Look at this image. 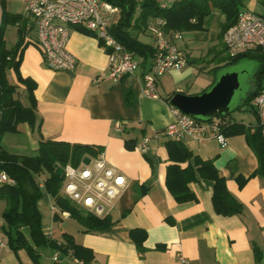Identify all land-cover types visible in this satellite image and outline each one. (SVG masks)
Returning <instances> with one entry per match:
<instances>
[{
  "label": "crops",
  "instance_id": "crops-1",
  "mask_svg": "<svg viewBox=\"0 0 264 264\" xmlns=\"http://www.w3.org/2000/svg\"><path fill=\"white\" fill-rule=\"evenodd\" d=\"M156 1L160 4L165 0ZM4 2L8 14L20 13L32 21L24 14L23 3L21 9L10 12L8 0ZM212 11L221 22L223 17L219 11ZM208 16L202 30L182 32L177 44L186 53L187 62L181 69L170 70L156 79L155 98L141 93V76L145 71L142 66L120 80L109 78L106 49L93 32L78 29L82 26L70 28L66 47L76 59L72 70L52 69L46 65L35 43L33 21V27L24 36L19 70L23 77L36 84L33 90L36 120L33 126L19 123L16 132L4 133L3 149L18 155H27V150L38 153L40 138L92 145L101 148L106 161L127 180L109 214L113 224L102 231L84 232L75 219L60 214L62 209L45 191L44 184L39 186L43 178L35 176L41 189L37 207L43 233L57 242L63 241V233L70 234L75 243L93 251L91 264H182L179 256L186 264H264V179L254 173L257 159L244 134L227 136L225 146H220L214 138L180 141L202 160H211L223 176L227 190L241 204V211L232 215L214 211L213 182L204 178L187 184L195 199L175 201L165 183L166 167L171 161L164 136L153 141L146 152H140L135 146L133 149L125 147L126 139L137 143L143 136L161 132L172 121L170 93H200L215 80L210 76L205 85L193 90L185 91L180 86L193 71L190 65L196 64L194 59L202 58L207 62L200 68L205 71L208 67L204 66H209L216 58L215 45L223 46L222 39V44L219 42V31L214 37L207 36ZM2 22L0 3V25ZM10 28L14 34L9 46L6 34ZM138 38L153 45L152 36L146 32L139 33ZM16 40V27L7 25L6 48L13 46ZM203 50L206 52L201 53ZM7 79L18 84L11 69L7 70ZM115 121L123 124L122 132L114 131ZM239 121L253 130L257 126L256 113L252 111V120ZM179 165L185 167L186 162ZM237 178L245 179L242 186L238 185ZM4 206V200L0 199V225ZM135 228L146 232L142 254L129 236V231ZM22 231L28 238L27 227ZM36 252L39 264H84L50 246L36 247ZM0 264L35 263L24 248L15 250L6 243L0 251Z\"/></svg>",
  "mask_w": 264,
  "mask_h": 264
},
{
  "label": "trees",
  "instance_id": "trees-1",
  "mask_svg": "<svg viewBox=\"0 0 264 264\" xmlns=\"http://www.w3.org/2000/svg\"><path fill=\"white\" fill-rule=\"evenodd\" d=\"M120 8L117 21L109 28L111 34L135 56L145 71L154 55L153 45L142 42L138 35L146 31L147 22L151 17H161L165 20L164 28L179 32H190L203 29V22L213 9H217L223 19L219 25L220 43L224 31L234 24L238 13L245 8L246 0H180L168 7L162 8L156 0H103ZM264 2V0H261ZM3 22L0 25V171H4L12 180V184H0V199L5 206L1 212L3 223L1 228L7 238V243L13 249L24 248L35 264L38 262L36 247L50 246L73 258L91 264L94 253L90 248L74 242L73 237L63 233V241L50 239L41 229V213L37 207V200L41 196V189L36 183L35 176H43L45 191L62 210L69 212L82 231H102L113 224L110 215L102 217L90 214L76 207L61 194L64 175L55 174V164L64 166L79 165L83 156L95 158L101 148L64 141L44 140L38 142L36 155H18L9 153L1 146V137L6 132H16L19 123L35 124L36 101L33 90L35 82L20 73V48L24 36L33 25L32 21L22 14H8L4 0H0ZM264 17V15H262ZM7 25L16 27L17 40L13 46L6 48L4 33ZM82 32L90 31L78 27ZM101 44V42H100ZM222 50H225L224 45ZM229 56V55H228ZM241 57H250L259 62V72L254 81L255 87L250 90L242 104L252 102L254 96L262 90L261 81L264 80V49L256 48L236 56H229L230 62ZM220 62V61H219ZM11 69L18 84L23 85L29 104L24 106L15 96L18 84H12L7 79V70ZM144 71V72H145ZM143 72V73H144ZM215 81V80H214ZM213 81V82H214ZM206 86L208 89L212 84ZM175 92L170 93L168 99ZM240 108L239 106L235 109ZM252 111L255 113L252 106ZM221 131L226 136L244 134L248 145L253 150L257 167L255 174L264 179V136L257 126L249 130L242 122L235 120L230 113L221 115ZM168 159L171 161L166 167L165 183L175 201L184 202L195 199L187 184L190 181L204 178L213 182L211 201L217 214L232 215L241 211V204L229 193L223 176L219 174L211 160H202L188 149L182 142L165 140ZM134 140L126 139L125 147L133 149ZM181 167L180 163H185ZM238 185L242 186L245 179L237 178ZM28 229V238L22 231ZM129 236L137 251H144L143 241L146 232L143 229H131Z\"/></svg>",
  "mask_w": 264,
  "mask_h": 264
},
{
  "label": "built area",
  "instance_id": "built-area-1",
  "mask_svg": "<svg viewBox=\"0 0 264 264\" xmlns=\"http://www.w3.org/2000/svg\"><path fill=\"white\" fill-rule=\"evenodd\" d=\"M180 0H165L162 8ZM23 12L33 21L36 30L35 43L38 46L46 65L52 69L72 70L76 59L67 50V42L72 26H82L93 32L103 48L106 49V75L113 80H120L133 74L140 68L139 60L133 56L109 31L120 14V8L103 0H22ZM165 20L151 17L146 32L153 38L154 55L148 69L142 74L141 93L155 98L156 79L170 70H179L187 62L186 53L178 46L182 32L166 30ZM222 42L229 56L244 52L264 49V17L253 10L242 9L234 24L222 35ZM257 116V125L264 136V89L252 99ZM173 119L161 132L143 136L135 147L146 152L151 143L160 135L166 140L182 141L184 139L204 140L214 138L220 146L227 144V136L221 131V115L211 119H198L170 105ZM115 132L124 129L120 121L113 123ZM62 174L64 180L61 194L76 207L98 217L109 215L119 193L126 186L125 176L109 164L103 153L90 158L88 164L80 161L79 165L65 164ZM12 184L13 180L0 171V184ZM43 182L39 186L42 187ZM60 214L69 216V212L61 210ZM6 236L0 225V251L6 246ZM53 259H56L54 256ZM179 261L186 260L179 256Z\"/></svg>",
  "mask_w": 264,
  "mask_h": 264
},
{
  "label": "rangeland",
  "instance_id": "rangeland-1",
  "mask_svg": "<svg viewBox=\"0 0 264 264\" xmlns=\"http://www.w3.org/2000/svg\"><path fill=\"white\" fill-rule=\"evenodd\" d=\"M8 2H9L8 10L10 12L21 9L23 3L22 0H8ZM245 9L253 10L260 15H264V2L261 0H246ZM219 25H220V21L218 14L215 15V13L211 11L208 18L206 19L207 36L214 37L217 31H219ZM13 34H14V30L13 28H10L8 33L6 34L7 44L9 46L12 43ZM217 42L218 40L217 41L215 40L214 44H217ZM215 47L217 51L214 52L216 58L213 60L212 64H209L210 67L204 66L208 68H206L205 71H203V69L202 70L200 69L201 66L203 65L202 63L207 65V62L202 61V58L194 59L193 62H196V64L191 63L190 65L193 71L186 79H184L180 83V86L185 91L193 90L199 88L201 85H205L207 83L208 77L210 76L212 79H216L224 72H231V71L238 72L239 89L234 92V95L231 100V104L236 105L240 103V108L232 110L230 114L237 121L252 120V109H251L253 106L252 102L249 104H242V103L245 97L247 96L248 92L255 87L254 81H255V76L259 71V62L250 57H241L237 59V61L235 62H230V58L226 50H222L220 44L215 45ZM202 52L205 53L206 50L201 51V53ZM10 81H13V79L11 78ZM260 83L263 90L264 80H262ZM15 96L19 98V100L24 106L27 104L26 91L23 85L18 84V88ZM36 153H37L36 151H31V150H27L25 152V154L27 155H35ZM41 178H43V176H41Z\"/></svg>",
  "mask_w": 264,
  "mask_h": 264
},
{
  "label": "water",
  "instance_id": "water-1",
  "mask_svg": "<svg viewBox=\"0 0 264 264\" xmlns=\"http://www.w3.org/2000/svg\"><path fill=\"white\" fill-rule=\"evenodd\" d=\"M238 75L235 71L224 72L208 89L196 94L177 91L170 97L169 102L183 113L198 119L207 120L228 114L239 106L231 104L234 92L239 89ZM81 161L88 164L90 157L85 155ZM54 167L55 174L61 175L63 167L59 164H55Z\"/></svg>",
  "mask_w": 264,
  "mask_h": 264
},
{
  "label": "flooded vegetation",
  "instance_id": "flooded-vegetation-1",
  "mask_svg": "<svg viewBox=\"0 0 264 264\" xmlns=\"http://www.w3.org/2000/svg\"><path fill=\"white\" fill-rule=\"evenodd\" d=\"M259 72V71H258ZM255 78H256V76H255Z\"/></svg>",
  "mask_w": 264,
  "mask_h": 264
}]
</instances>
